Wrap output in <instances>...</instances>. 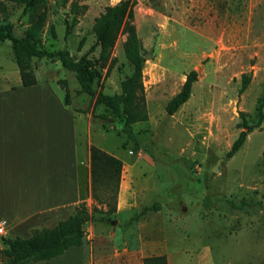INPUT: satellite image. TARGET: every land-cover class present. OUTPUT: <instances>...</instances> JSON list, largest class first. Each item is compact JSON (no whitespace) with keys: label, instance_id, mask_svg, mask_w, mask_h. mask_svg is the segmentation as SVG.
<instances>
[{"label":"rangeland","instance_id":"obj_1","mask_svg":"<svg viewBox=\"0 0 264 264\" xmlns=\"http://www.w3.org/2000/svg\"><path fill=\"white\" fill-rule=\"evenodd\" d=\"M70 1L43 0L24 9L22 3L0 0V23L11 22L16 36L40 23L42 49H67L73 59L84 54L96 58L93 20L109 2L118 0H76L87 5L78 15L69 13ZM133 1V23L144 56L146 111L145 120L132 124L134 139L92 115L108 110L95 103L94 96L76 94L74 73L57 61L33 59L37 84L30 89L20 86L8 40L0 42V108L13 104L27 111V98H44L46 107L59 109L67 121L75 110L81 145L90 128L93 145L122 160L125 211L118 216L104 214L98 208L105 205L93 198L85 200L90 218L84 231L96 222H137L144 243L137 248L130 242L126 247L131 253L140 249L146 257L163 254L167 264H264V119L258 123L257 113L264 93V0ZM73 19L77 22L64 36L65 20ZM124 38L119 34L114 43V65L107 69L108 62L100 64L102 77L96 91L120 93L121 80L132 72L123 53ZM191 70L197 79L188 99L167 114V102ZM243 75L249 80L240 91ZM60 80L66 81L71 97L68 108ZM243 117L251 129L227 156L242 130ZM27 179L21 174L19 188ZM18 197L12 202L20 204ZM145 206L150 210L137 216ZM0 226H4L3 249L2 238L14 236L18 224L5 220ZM112 254L105 242L85 239L68 256L40 264H67L69 256L83 257L84 264H143ZM1 258L0 264L5 260Z\"/></svg>","mask_w":264,"mask_h":264},{"label":"trees","instance_id":"obj_2","mask_svg":"<svg viewBox=\"0 0 264 264\" xmlns=\"http://www.w3.org/2000/svg\"><path fill=\"white\" fill-rule=\"evenodd\" d=\"M24 4V9H33L43 0H7ZM86 4H78L71 0L69 13L81 14ZM133 0H119L114 4L104 6V9L93 20L92 30L96 37V44L99 48L96 58H89L81 55L73 59L67 49H56L47 51L40 47V36L38 29L33 23L24 35L16 36L13 32V25L8 20L0 23V42L8 40L11 45L13 59L17 65L21 86H31L37 83L33 59L46 58L52 62L57 61L61 66L75 75L79 88L76 94L86 93L94 96V102L102 104L108 111L94 114L99 119L109 121L112 129L117 133L124 132L131 139H134L132 124L146 119L144 86L142 82V69L144 56L141 53L139 38L133 23ZM45 12L39 13V20L42 22ZM77 22L65 20L66 36L71 27ZM55 36L54 31H52ZM119 34H124L122 43L123 53L132 68V72L125 76L120 82V93L107 94L101 90L96 91L95 84L99 83L102 77L100 64L108 62L107 69H110L116 58L112 56V49ZM197 79V73L191 70L180 90L166 104L167 114H173L181 104L189 97L192 83ZM249 76L243 75V82L240 91L247 86ZM65 89L64 105H69L71 97L65 80H60ZM264 105V93L257 107L258 123L264 119L262 106ZM79 111V110H78ZM81 111V110H80ZM240 115L244 116L243 112ZM104 130L109 127L103 125ZM242 130L233 141L227 156L235 152L243 143L246 133L250 131L246 119L243 117ZM245 128V129H243ZM90 177L91 197L105 205V209L98 208L104 214H111L116 211V198L122 170V161L95 145H90ZM95 210V208H93ZM150 207H143L137 216H142ZM85 202H80L73 214L64 220H59L50 228L31 229L27 237L15 236L13 238H2L6 247L1 249V256L5 258L2 264H20L30 261H40L53 258L64 253L73 246H79L84 239V225L89 220ZM143 264H167L163 254L151 255L143 258Z\"/></svg>","mask_w":264,"mask_h":264},{"label":"crops","instance_id":"obj_3","mask_svg":"<svg viewBox=\"0 0 264 264\" xmlns=\"http://www.w3.org/2000/svg\"><path fill=\"white\" fill-rule=\"evenodd\" d=\"M114 3L116 2H109L107 5ZM42 99L38 101L27 98V111L13 104L0 108V219L18 224L15 230L17 233L7 236L9 238L27 237L34 228H50L73 214L80 202L92 198L89 148L93 143L89 137L90 128L86 129V141L81 145L74 126L76 111L71 110L70 120L67 121L61 117L63 112L59 109L50 110L44 104V98ZM86 117L89 119L87 112ZM24 173L28 179L19 188L18 178ZM122 186L123 162L117 193V216L125 211L121 199ZM17 195L21 199L17 201L20 204L12 202ZM19 231L25 233H18ZM87 231H84L83 242L85 239L91 243L105 242L113 250L115 258L125 255L128 261L133 257L134 261L142 263L146 257L144 251L137 249L131 253L126 247L130 242L137 248L144 243L137 222H96ZM78 247L80 245L70 247L50 259L30 262L40 264L65 257ZM67 259V264H84L81 256H69Z\"/></svg>","mask_w":264,"mask_h":264},{"label":"built area","instance_id":"obj_4","mask_svg":"<svg viewBox=\"0 0 264 264\" xmlns=\"http://www.w3.org/2000/svg\"><path fill=\"white\" fill-rule=\"evenodd\" d=\"M4 223L3 220L0 221V224L2 225ZM4 226H0V234L4 233Z\"/></svg>","mask_w":264,"mask_h":264},{"label":"water","instance_id":"obj_5","mask_svg":"<svg viewBox=\"0 0 264 264\" xmlns=\"http://www.w3.org/2000/svg\"><path fill=\"white\" fill-rule=\"evenodd\" d=\"M1 257H2V256H1V249H0V260L2 259Z\"/></svg>","mask_w":264,"mask_h":264}]
</instances>
